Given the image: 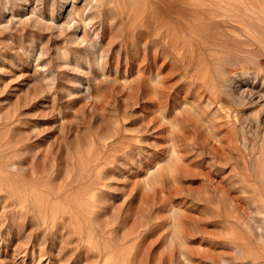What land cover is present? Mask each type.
I'll use <instances>...</instances> for the list:
<instances>
[{
  "label": "rangeland",
  "instance_id": "374dc122",
  "mask_svg": "<svg viewBox=\"0 0 264 264\" xmlns=\"http://www.w3.org/2000/svg\"><path fill=\"white\" fill-rule=\"evenodd\" d=\"M0 264H264V0H0Z\"/></svg>",
  "mask_w": 264,
  "mask_h": 264
},
{
  "label": "bare ground",
  "instance_id": "6f19581e",
  "mask_svg": "<svg viewBox=\"0 0 264 264\" xmlns=\"http://www.w3.org/2000/svg\"><path fill=\"white\" fill-rule=\"evenodd\" d=\"M85 5V4H84ZM72 6V5H71ZM72 10V9H71ZM81 13V12H80ZM82 14H83V12H82ZM154 21V17H151V21L149 20V23H151V22H153ZM148 23V24H149ZM86 26V25H85ZM85 35V34H84ZM143 36V35H142ZM141 37V36H140Z\"/></svg>",
  "mask_w": 264,
  "mask_h": 264
}]
</instances>
